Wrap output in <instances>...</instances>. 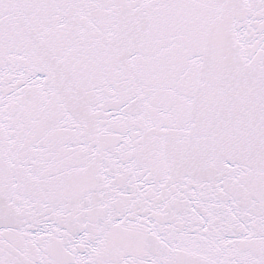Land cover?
Segmentation results:
<instances>
[{
    "label": "snow or ice",
    "instance_id": "6c2138e0",
    "mask_svg": "<svg viewBox=\"0 0 264 264\" xmlns=\"http://www.w3.org/2000/svg\"><path fill=\"white\" fill-rule=\"evenodd\" d=\"M0 264H264V0H0Z\"/></svg>",
    "mask_w": 264,
    "mask_h": 264
}]
</instances>
